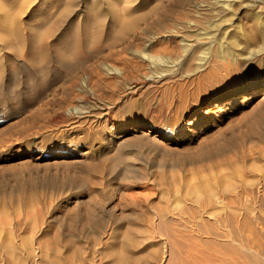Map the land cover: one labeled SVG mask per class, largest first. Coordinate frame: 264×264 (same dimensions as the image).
Here are the masks:
<instances>
[{"label":"rangeland","instance_id":"rangeland-1","mask_svg":"<svg viewBox=\"0 0 264 264\" xmlns=\"http://www.w3.org/2000/svg\"><path fill=\"white\" fill-rule=\"evenodd\" d=\"M261 27L264 0H0L1 240L101 264L173 183L246 175L216 165L264 155Z\"/></svg>","mask_w":264,"mask_h":264},{"label":"bare ground","instance_id":"bare-ground-1","mask_svg":"<svg viewBox=\"0 0 264 264\" xmlns=\"http://www.w3.org/2000/svg\"><path fill=\"white\" fill-rule=\"evenodd\" d=\"M214 6L212 10L215 9ZM259 34L264 39V28H260ZM262 100L264 101V97ZM208 108L218 112L223 107L214 103V106L208 105ZM250 159L231 161L229 158L228 167L219 163L216 165V172L224 169L228 171L229 168L240 172L246 168V175L235 173L234 176H228L227 173L231 172H226L215 176V170L209 167L211 178L200 179L201 187L190 183L194 180L192 177L189 183H173L172 191L174 195L178 194L175 208L169 206V192L165 190L161 196L163 205L153 208L154 212L151 211L155 217L149 215L144 226L130 222L120 227L118 236H112L109 246L106 245L103 261L100 260L101 255L98 257L99 261L104 264H264V173H259L264 169L258 166L259 162L264 161V155L260 159ZM220 168L223 170L220 171ZM159 182L161 185L162 181ZM241 195L249 197L248 203L236 206V200L232 199H240ZM13 237L14 233L2 237L3 241L0 238V264H88L81 254V247L72 246L70 255L66 256L64 249L67 242L62 244L56 237L47 243L51 251L49 255H42V248H35L40 252L33 253L25 243L21 244ZM36 241L34 244L37 243L38 246L40 241ZM94 261L96 260H92L91 264H99Z\"/></svg>","mask_w":264,"mask_h":264}]
</instances>
